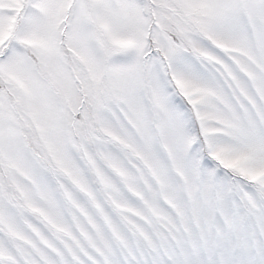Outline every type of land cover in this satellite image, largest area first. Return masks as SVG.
I'll use <instances>...</instances> for the list:
<instances>
[{"label":"snow or ice","instance_id":"snow-or-ice-1","mask_svg":"<svg viewBox=\"0 0 264 264\" xmlns=\"http://www.w3.org/2000/svg\"><path fill=\"white\" fill-rule=\"evenodd\" d=\"M0 264H264V0H0Z\"/></svg>","mask_w":264,"mask_h":264}]
</instances>
